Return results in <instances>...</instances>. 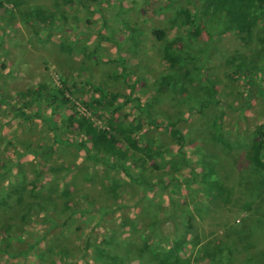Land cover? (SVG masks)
I'll use <instances>...</instances> for the list:
<instances>
[{
  "label": "rangeland",
  "instance_id": "374dc122",
  "mask_svg": "<svg viewBox=\"0 0 264 264\" xmlns=\"http://www.w3.org/2000/svg\"><path fill=\"white\" fill-rule=\"evenodd\" d=\"M64 1L0 8V264H264V16L188 38L184 0ZM154 29L194 61L171 68ZM134 99L153 155L93 147L79 121L134 128Z\"/></svg>",
  "mask_w": 264,
  "mask_h": 264
},
{
  "label": "trees",
  "instance_id": "16d2710c",
  "mask_svg": "<svg viewBox=\"0 0 264 264\" xmlns=\"http://www.w3.org/2000/svg\"><path fill=\"white\" fill-rule=\"evenodd\" d=\"M198 1V2H197ZM77 0H65L64 3H77ZM186 8L181 13V27L188 38H197L201 32L209 36L213 31H226L228 28L240 29L251 24L256 23L262 16H264V0H184ZM3 4H9L17 7L20 4V0H0V8ZM23 19L31 25H49L54 19L51 12H45L41 9H32L22 13ZM152 36L159 42H162V58L171 68L177 69L187 63H192L194 60L182 50L180 45L176 43H170L166 40L165 34L161 29H154ZM208 36V39L210 37ZM206 85L204 86V99L201 104L203 106H217L219 100L215 95V86L213 81L204 77ZM175 83L172 76H168L164 81V86L169 88ZM35 96L33 98L41 97V89L33 92ZM62 99L65 102L64 94L56 91L51 99ZM129 100V99H126ZM97 104V103H96ZM135 126L132 128L131 124L127 121L124 122H108V130H96L92 124L88 121L81 119L79 121L80 131L87 139H90V143L93 147H98L103 150L119 155V152H115L114 148L117 143L122 144L127 150L139 154L145 157H151L153 152L146 145L143 144L139 133L141 127L139 123L142 122L139 118L146 117L148 121H151L150 106L148 104L141 105L139 101L134 99ZM175 123H170L168 134L178 147L182 146L183 137L179 131L175 128ZM100 138V143L98 140ZM84 150L86 157L88 158V148L82 141L79 145ZM264 150V124L256 128L255 135L253 136L250 153L255 158L260 157ZM121 156L118 157L120 159ZM261 158V157H260ZM122 160V159H121ZM123 167V163L119 164Z\"/></svg>",
  "mask_w": 264,
  "mask_h": 264
}]
</instances>
